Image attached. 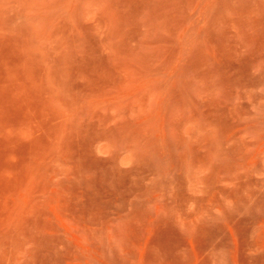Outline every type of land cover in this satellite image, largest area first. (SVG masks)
<instances>
[{"label":"rangeland","instance_id":"1","mask_svg":"<svg viewBox=\"0 0 264 264\" xmlns=\"http://www.w3.org/2000/svg\"><path fill=\"white\" fill-rule=\"evenodd\" d=\"M0 264H264V0H0Z\"/></svg>","mask_w":264,"mask_h":264}]
</instances>
